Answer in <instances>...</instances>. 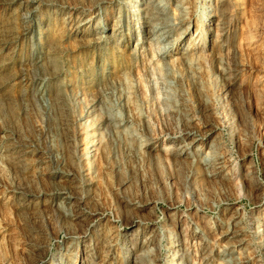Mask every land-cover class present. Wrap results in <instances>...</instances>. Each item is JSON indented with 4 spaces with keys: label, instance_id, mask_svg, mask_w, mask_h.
<instances>
[{
    "label": "bare ground",
    "instance_id": "1",
    "mask_svg": "<svg viewBox=\"0 0 264 264\" xmlns=\"http://www.w3.org/2000/svg\"><path fill=\"white\" fill-rule=\"evenodd\" d=\"M50 3L57 4L63 10V18L67 25H73L74 34L94 44L107 39L109 42L128 33V30L133 29L129 23L136 16L143 24L144 42L130 48L129 56L117 64L129 68V73H133L134 65L138 63V48L143 46L146 50L142 61L145 63L140 74H132L129 80L125 78L129 82L117 93L116 103L107 97H95L92 90L70 85L69 91L78 98L74 100V110L79 111L75 129L69 125L70 117L66 111L69 108L65 99L68 93L63 85H56L48 95L51 96L50 105L44 102L46 97L42 99L39 96V100H36L38 112L48 110L58 120V133L67 161V168L60 171L59 177H65L72 187L78 181L82 186L80 190H76L79 188L76 187V191L68 187L60 190L55 186L51 192L36 190L33 199L23 201L18 198L19 205L35 206L42 201L47 208L62 213L69 223L72 224L73 220L80 224L87 210L81 205V200L86 198L88 201L101 202L106 183L111 187L112 195L119 197L116 204L104 202L108 204L107 209L110 207L115 210L118 219L124 214V225L129 227L136 223L137 229L130 238H124L120 243L116 239V231L112 230L115 228L109 225L112 229L107 227L105 230L103 249L99 250L102 260L112 261L119 253H124L126 264H195V259H198V264H215L206 252L211 242H221L216 264H255L254 249L238 217L237 208H232L228 216H216L215 219L206 218L201 213V205L194 213H188L190 215L162 211L161 225H153L159 218L156 205L162 200L167 188L174 189L175 198L179 197L181 189L189 194H196L194 191H197L204 201L199 189L204 178L209 182L234 183L238 187L242 186L240 179H252L254 167L251 162L242 166L233 165L223 142L217 138L218 125L215 121L218 119L215 120L213 116L217 113L216 108H223L224 117L227 121L231 120L227 106L230 103L228 93L234 86L240 85L239 78H244L243 72L248 65L242 56L237 57L238 46L234 45L238 35L235 25L237 18L243 20L241 37L244 49L252 51L254 57L264 54V0H61ZM112 11L117 14L109 24L107 19ZM107 31L110 32L106 34ZM212 75L221 83L215 86L206 82L205 79ZM257 78L260 90H264V69ZM192 94L201 97L207 112L205 119L193 113L195 103L192 102ZM119 108L126 110V113ZM244 117L240 116L241 122ZM197 124L201 128L196 127ZM244 126L246 128L247 123ZM120 142L126 149L122 160L116 155ZM1 144L9 154L15 153V156H11L22 166L28 165L26 155L33 156L29 161L31 167L35 168V176L42 175L50 181L55 177L50 171L52 165L49 167L53 159L56 163L55 156H35L39 150L28 148L25 141L17 143L9 135L5 136ZM119 151L120 148L117 153ZM126 164L130 166L131 175ZM137 176L143 192L140 186H136L132 191L135 194L125 195L131 190L132 182L138 183ZM209 185L206 190L212 192L213 188L210 189ZM168 207L171 208L172 204ZM93 208L87 211L97 218L102 210ZM52 210L51 213L54 212ZM259 215L252 219L253 233L258 248L264 252V215ZM88 223L92 224V221ZM63 225L67 226L66 222ZM100 225L91 229L90 241L83 248L79 246L78 239L84 237L86 231L81 228L83 231L77 232L75 228L71 234L65 233L64 246L60 245L64 251L58 250L49 262L91 264L93 261L89 259V252L97 246ZM191 240L193 246L197 245L196 248L190 245ZM39 247L41 250L43 245Z\"/></svg>",
    "mask_w": 264,
    "mask_h": 264
},
{
    "label": "rangeland",
    "instance_id": "2",
    "mask_svg": "<svg viewBox=\"0 0 264 264\" xmlns=\"http://www.w3.org/2000/svg\"><path fill=\"white\" fill-rule=\"evenodd\" d=\"M60 1L0 0V264H54L50 263L49 259L56 256L58 250L62 249L61 246H64L66 240L65 233L71 234L75 228L77 232L86 231V235L78 239L79 246L83 248V245H86L90 241L91 229L97 224H101L100 238L97 240L96 250H90L89 259L93 261V264H117V262L118 264H126L124 253H119L117 258L112 261L110 260L111 262L105 259L102 260L100 256L103 249L102 239L104 238L105 230L107 227H110L109 225L115 228L112 229V226L110 227L116 231V239L119 242L124 240V238H130L137 229L136 223L129 227L124 225L126 217L124 214H121L120 219H118L119 217L116 216L115 210L110 207L107 209L110 202L116 204L117 202L115 201H118L119 198L115 194L112 195L111 187H108L109 184L108 186L106 183L104 184L107 192L104 190L105 194L100 198V201L102 200L101 202L88 201L86 198L81 200V205L89 211L95 205L93 209L102 210L101 215L97 218L91 216L90 212L85 210V215L83 216L85 219L82 218L80 221L81 223L83 222V225L81 223L76 224L73 220H71L72 224L69 223L62 213L58 214L57 211L50 209V207L48 209L42 201L35 206L28 204L20 206L17 201L18 198H21L23 201L33 199L36 190L44 189L46 192H51L54 186L60 190L68 187V189H74L73 191L80 190L81 188L78 180V183L76 182L73 185L74 188L71 183H68L69 181L65 177H59L60 171L67 168V161L63 155V144L58 133V120L48 110L38 112L36 100H39V96L42 99L46 97L44 102L50 105L51 96L48 95H50V92L54 90L56 85H63L68 93L66 94L67 96L65 95V99L67 100V106L69 108L66 110L67 115L69 114L68 116L70 117L69 125L75 129V120H77L76 117L79 111L77 110L76 112V109L74 110V100L78 98L72 91H69L71 86L92 90L95 97L97 96V98L102 99L107 97L111 102L116 103L117 93L120 89L124 88L125 83L129 82H126L125 78L129 80L132 74H140L145 63V61H142L144 59L143 52L146 50L143 46L138 48V63L134 65L133 73H129V68L123 65L118 66L117 64L118 61H123L126 56H129L128 54L134 48L135 44L141 45L144 42L143 24L136 16H133V21L129 23L133 28L131 31L128 30V33L119 35L115 40L108 42L107 39L94 44L87 42V38L74 34L72 31L73 25H67L65 18H63V10L61 8L59 9L57 4L50 3H58ZM115 14H117L116 11H112L109 14L107 19L109 24L112 23ZM242 23L243 20L239 18L235 21L238 35L234 41V45L236 47L238 46L237 48L239 49H237V57L239 56L238 58H240L242 56L243 58H241L248 64L245 67L246 70L243 72L244 78L240 76V85L234 86L228 93L230 103L227 106L231 112V120H226L223 108H216L215 111L217 113L213 117L215 120L218 119L215 121L218 125L217 138L223 142V145L231 156L230 160L233 165L237 164L242 166L248 162L253 164L254 173L251 177L252 179H240L242 186L238 187L230 182L219 183L217 181H210V183L203 177L201 187L198 188L201 189L202 195L205 198L204 201L203 199L201 200V195H198L197 191H194L196 195L194 193L189 194L185 189H181L180 191L182 192L179 191V197L175 198L174 189L168 190L167 188L163 193L162 200L156 205V211L159 209L157 214L160 219L157 218L158 220H155L153 227L155 225H161L162 211L165 213H172V211L173 213L182 212L190 215L198 208H201L199 206L201 205L203 206L201 213L205 217L215 219L216 216H228L232 208H237L239 212L238 217L241 220L243 228L245 227V233L249 237L248 239L254 249L255 258L257 259H255L254 263L264 264V252L258 248V243H256L254 238V220H252L256 215H264V90H260V86L258 85L259 78H257L264 69V54L263 56H261L262 54L255 56L257 57L256 60L252 51L251 53L250 50L244 49L241 37L243 30L241 28ZM108 32L110 31H107L106 34ZM205 80L215 86L216 83H221L215 75ZM191 98L192 102L194 101L193 104L195 103V106L193 105V113H196V117L198 115V118L202 117L205 119L207 112L204 109L205 105L201 97L199 98V96L192 94ZM121 110L124 114L126 113V110L123 108ZM240 116L244 117V120L242 118V122L240 121ZM246 123L247 127L244 128ZM196 127L201 128V125L197 124ZM8 135L17 143L25 141L28 148L39 150L35 153V156H55L56 163L53 159L49 164V167L52 165L50 171L55 176H53L52 182L42 175L39 177L35 176V168L31 167V162L29 161L33 159V156L30 154L25 156L28 159L27 166H22V163L14 161L15 158L13 159V157L15 153L9 154L1 144V141ZM119 144L122 145L120 146ZM123 145L121 142L117 144V147L121 150L118 153V148L116 147V155L118 154L117 158L120 156V160L126 154V149H124L125 147ZM12 154L14 155L13 157L11 156ZM6 156L11 157L13 162ZM126 167L131 175L129 164H126ZM241 169L243 168L241 167ZM138 178L139 176L136 178L138 183L135 181L132 182L131 190H128L130 194H127L129 193L127 191L125 195H133L134 192L132 193V191L136 186H140V191H142L141 181ZM255 184L259 186H254ZM208 185L211 187L210 189L213 188L212 192L206 190ZM76 187L79 188L76 189ZM169 199L172 202H169ZM205 200H207V203ZM101 204L105 205L102 206ZM169 204H172L171 208L168 207ZM105 206L107 207L105 208ZM228 208L230 209L226 211ZM50 210L55 213H51ZM92 217L94 219L91 220ZM105 217L108 218L104 219ZM55 218L58 219V222L55 221ZM89 221H92V224L88 223ZM64 222H66L67 226L63 225ZM84 226L85 229L83 228ZM212 236L214 237L215 233ZM101 241L102 243H100ZM190 243L193 246L192 240ZM220 244L222 245L221 242H211V246L209 245L210 247H208L206 252L215 264L219 257V251L222 248ZM39 245H43L44 249L39 250ZM45 247L47 248L46 250ZM193 247L196 248L197 245ZM61 251L63 252L64 250ZM195 260V264H198V259Z\"/></svg>",
    "mask_w": 264,
    "mask_h": 264
}]
</instances>
